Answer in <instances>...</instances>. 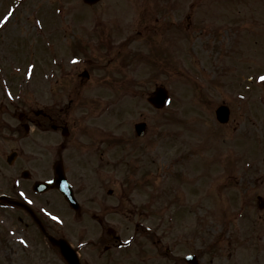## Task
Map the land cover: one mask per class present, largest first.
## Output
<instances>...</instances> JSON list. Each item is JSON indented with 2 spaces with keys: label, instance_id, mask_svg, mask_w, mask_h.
I'll return each instance as SVG.
<instances>
[{
  "label": "rangeland",
  "instance_id": "rangeland-1",
  "mask_svg": "<svg viewBox=\"0 0 264 264\" xmlns=\"http://www.w3.org/2000/svg\"><path fill=\"white\" fill-rule=\"evenodd\" d=\"M22 6L6 32L12 41L7 40L4 48L19 63L34 58L44 72L52 69L50 49L55 55L70 56L69 43H82V50L73 53L83 54L81 58L96 56L91 51L103 45L98 40L110 36L108 32L109 45L117 48L120 40L125 41L123 59L108 64L103 50L97 65L105 67L92 66L96 75L116 76L119 88L111 92L109 87L91 86L70 94L74 108L69 118L87 124L88 107L98 102L96 111L108 109L98 125L126 139L122 167L108 166V189L115 194V182H123L124 214L133 215V223L139 221L135 219L139 213L146 216L141 222L155 230L160 253L169 239L177 243L186 237L177 251L182 256L197 247L202 264H264V209L259 210L257 201V197L264 200V82L259 79L264 76V0H100L92 7L81 0H25ZM42 7L39 14H31ZM54 7L65 15L54 14ZM38 21L41 28L35 24ZM67 22L72 23L68 28ZM54 36L60 41L53 44ZM132 50L140 57L127 59ZM147 56L152 63H147ZM22 65L24 70L26 64ZM82 68L74 63L61 70ZM256 75L258 81L250 85L247 78ZM156 86L168 90L169 101L162 110L146 101ZM58 101L62 97L50 93L39 99L43 105ZM223 103L230 110L225 125L214 115ZM139 122L146 123L142 138L134 132ZM49 161L43 158L44 168ZM27 167L34 174L27 183H32L41 176L40 168L32 159ZM72 167L68 176L77 185V200L87 208L86 189L95 184L94 178L98 183L100 175L88 178L87 172ZM177 175L180 179L174 178ZM10 176L0 155L1 188ZM109 199L115 202V197ZM62 203L60 213L72 214ZM239 211L244 220L235 217ZM84 225L71 223L73 237L85 238ZM237 225L240 231L235 230ZM0 227L4 231L3 222ZM2 239L0 264H5ZM138 246L149 247L142 239ZM156 262L163 264L162 258Z\"/></svg>",
  "mask_w": 264,
  "mask_h": 264
},
{
  "label": "flooded vegetation",
  "instance_id": "flooded-vegetation-1",
  "mask_svg": "<svg viewBox=\"0 0 264 264\" xmlns=\"http://www.w3.org/2000/svg\"><path fill=\"white\" fill-rule=\"evenodd\" d=\"M24 1L0 0V15L5 17L11 12L13 15L8 21L10 23L15 21V16L23 10ZM42 9L43 7L34 9L31 14H39ZM55 10L61 9L54 7V14H56ZM70 24L72 23L68 22L66 27H70ZM60 25L55 29V33L57 31L59 33ZM4 28H7L6 24ZM152 29L153 27L147 28L148 31ZM102 34L107 35V33ZM108 34L112 36L109 32ZM137 34L141 33L138 31ZM66 36L64 33L63 37ZM110 36L98 40L104 46L99 45L92 49L91 52L96 56L79 58L78 65L83 66L80 70L61 69L68 60L83 55L73 54L82 50V43L80 45L69 43L67 49L73 52L70 51V56L59 55L61 58L56 64L57 70L52 72L39 70L34 58L30 62L19 63L0 48V155L4 157L11 173L9 179L3 182L4 188L0 186V197L5 198L0 200L2 204L0 226L2 222L5 226L4 231L0 227V239L4 233L2 240L5 246L3 257L5 264H160L156 262V258H162L163 264H188L176 252L177 247H181L186 242L176 243L169 239L163 250L164 253H160L157 247L159 238L155 230L152 231L141 222L146 216L139 213L135 218L139 221L133 223L134 216L124 214L122 181L115 182L118 186L115 194L108 189L106 176L108 166L116 170L122 167L126 139L121 135L110 134L108 130L98 125L99 118L107 110L96 111L99 107V103L96 102L86 109L87 124H84L83 120L78 122L77 119L69 118V110L71 107L74 108L70 94H81L91 86L96 90L108 87L111 88L110 90L119 88L115 83L116 76L109 79L107 74L96 75L97 72L92 68L93 65L99 69L105 67L97 65L99 57L103 56L100 54L103 50L109 58L108 64L118 57L123 59L121 48L124 44L117 48L109 45ZM55 37L53 42H59L60 40ZM7 40L10 39L3 38L0 46H5ZM132 53L134 54L125 57L131 60L140 57L138 51L136 54L135 50H132ZM24 63L26 65L23 70ZM29 65L31 70L27 69ZM44 93L60 96L62 101L53 102L54 106L43 105L39 99ZM65 95L66 103L63 102ZM77 99L84 100L81 97ZM45 141H49L50 144ZM45 156L50 159L46 168L43 167ZM30 159L39 166L41 176L34 177L32 183H27L31 175H34L27 167ZM70 165H73L72 169L87 172L88 178H94L95 174L100 175V181L96 183L98 180L94 178L95 184L88 185L86 189L90 203L87 208L77 200L79 194L77 185L68 176ZM55 166L57 171L62 169L66 175L79 204L77 208L70 207L63 195L55 188L41 194L32 191L34 182L53 178ZM48 172L50 176L45 177ZM80 186L86 185L80 184ZM48 194H53L56 199L51 201ZM110 197H115V202L110 200ZM61 200L66 213L69 211L72 214L60 213L63 212L60 209ZM75 221L85 223V238L73 237L74 229L71 223ZM129 223H133L132 228ZM169 238H171L170 231ZM140 239L149 247L138 246ZM192 254L195 256V264H202L198 254L194 252Z\"/></svg>",
  "mask_w": 264,
  "mask_h": 264
},
{
  "label": "water",
  "instance_id": "water-1",
  "mask_svg": "<svg viewBox=\"0 0 264 264\" xmlns=\"http://www.w3.org/2000/svg\"><path fill=\"white\" fill-rule=\"evenodd\" d=\"M86 4L88 5H92L94 3H96L97 1L99 0H83ZM165 99H166V92L162 89V88H157L156 89V92H154V95L153 97H150L148 99V101L156 108H161L162 105L164 104L165 102ZM216 116H217V119L220 121V122H225L227 120V111L223 108H219L217 111H216ZM143 125H138L136 127L137 129V132L138 134H141L142 133V130H143ZM61 177V175H60Z\"/></svg>",
  "mask_w": 264,
  "mask_h": 264
},
{
  "label": "snow or ice",
  "instance_id": "snow-or-ice-1",
  "mask_svg": "<svg viewBox=\"0 0 264 264\" xmlns=\"http://www.w3.org/2000/svg\"><path fill=\"white\" fill-rule=\"evenodd\" d=\"M12 15L13 13L11 12L8 13V15L4 17V22L6 23ZM78 62H79L78 60H73V63H78ZM259 79L261 80V82H264V76H261ZM55 219H58V218H55Z\"/></svg>",
  "mask_w": 264,
  "mask_h": 264
}]
</instances>
